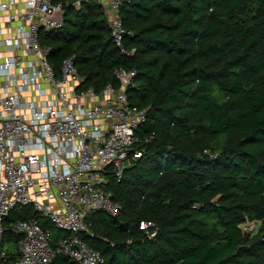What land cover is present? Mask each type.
I'll return each mask as SVG.
<instances>
[{"label": "trees", "instance_id": "16d2710c", "mask_svg": "<svg viewBox=\"0 0 264 264\" xmlns=\"http://www.w3.org/2000/svg\"><path fill=\"white\" fill-rule=\"evenodd\" d=\"M64 2L62 28L41 32L57 73L72 57L82 88L118 86V69L134 70L131 105L146 110L137 149L121 180L104 190L120 204L117 216L87 217L86 244L103 264H264V0H126L120 15L130 32L127 57L114 46L96 0ZM50 245L67 236L32 207ZM155 225V235L139 229ZM257 225L255 235L243 230ZM15 254L1 261L14 263ZM50 264H76L55 256Z\"/></svg>", "mask_w": 264, "mask_h": 264}, {"label": "built area", "instance_id": "2783aa9c", "mask_svg": "<svg viewBox=\"0 0 264 264\" xmlns=\"http://www.w3.org/2000/svg\"><path fill=\"white\" fill-rule=\"evenodd\" d=\"M96 1L114 46L132 56L120 15L126 0ZM63 24L62 0H0V238L10 212L26 207L67 235L52 247L37 217L15 219L7 227L18 237L11 264H50L58 255L76 264H103L83 239L92 236L87 217L97 211L118 215L120 204L104 190L108 177L121 180L130 161L142 157L137 146L152 139L137 135L146 110L126 95L134 70L118 69V86L107 83L99 92L82 88L72 57L55 72L40 34ZM139 229L155 235L151 221H141ZM3 257L0 252V264Z\"/></svg>", "mask_w": 264, "mask_h": 264}, {"label": "rangeland", "instance_id": "374dc122", "mask_svg": "<svg viewBox=\"0 0 264 264\" xmlns=\"http://www.w3.org/2000/svg\"><path fill=\"white\" fill-rule=\"evenodd\" d=\"M243 230L245 231V233L251 235H255L258 232L257 225H253V224L248 227H245ZM1 250L3 253L15 254L18 252V244L15 242L13 243L12 241H5L1 245Z\"/></svg>", "mask_w": 264, "mask_h": 264}, {"label": "water", "instance_id": "95a60500", "mask_svg": "<svg viewBox=\"0 0 264 264\" xmlns=\"http://www.w3.org/2000/svg\"><path fill=\"white\" fill-rule=\"evenodd\" d=\"M83 1H85V0H67V3H68V5H70V6H74L75 4H77V3H81V2H83Z\"/></svg>", "mask_w": 264, "mask_h": 264}]
</instances>
